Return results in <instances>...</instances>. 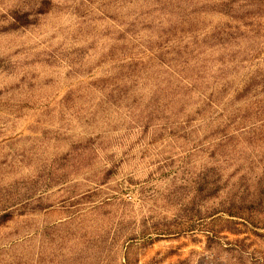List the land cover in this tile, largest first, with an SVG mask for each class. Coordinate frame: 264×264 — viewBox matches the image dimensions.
Masks as SVG:
<instances>
[{"label":"rangeland","instance_id":"obj_1","mask_svg":"<svg viewBox=\"0 0 264 264\" xmlns=\"http://www.w3.org/2000/svg\"><path fill=\"white\" fill-rule=\"evenodd\" d=\"M0 264H264V0H0Z\"/></svg>","mask_w":264,"mask_h":264}]
</instances>
